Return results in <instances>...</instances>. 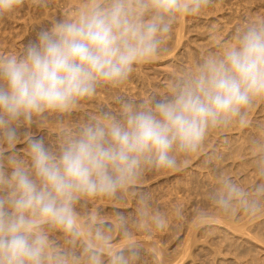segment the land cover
Returning <instances> with one entry per match:
<instances>
[{
	"label": "clouds",
	"instance_id": "clouds-1",
	"mask_svg": "<svg viewBox=\"0 0 264 264\" xmlns=\"http://www.w3.org/2000/svg\"><path fill=\"white\" fill-rule=\"evenodd\" d=\"M215 3L83 0L75 15L41 28L18 55H0V145L9 149L0 151V264H142L144 247L123 217L117 220L123 242L114 245L104 225L80 221L76 205L127 192L146 172L175 169L200 154L213 133L244 124L264 102V19L235 26L163 97L117 95L114 111L100 107L55 151L39 132L19 141L48 116L73 113L102 90L120 89L139 64L166 51L181 17H198ZM25 5L0 0V18ZM254 146L264 150V138ZM256 172L260 182L251 192L218 175L209 206L224 218L264 213V151ZM149 200L147 193L139 197V225L162 231L167 217ZM51 230L73 244L82 236L89 242H81L80 254L61 250Z\"/></svg>",
	"mask_w": 264,
	"mask_h": 264
},
{
	"label": "rangeland",
	"instance_id": "rangeland-1",
	"mask_svg": "<svg viewBox=\"0 0 264 264\" xmlns=\"http://www.w3.org/2000/svg\"><path fill=\"white\" fill-rule=\"evenodd\" d=\"M82 3L83 0H48L46 6L40 7L35 0H26L21 11L0 18V55H18L35 39L37 31L75 15ZM251 19H264V0H216L214 8L198 17H181L166 41V51L139 64L124 86L102 90L73 113L48 116L37 124L35 132L29 127L19 143L39 132L55 151L64 135L75 133L100 107L114 111L117 95L137 101L153 95L163 97L174 79L215 50L235 26ZM261 138L264 102L251 109L244 124L213 133L200 154L183 160L177 168L146 172L138 184L113 198L82 199L76 212L83 224L104 225L114 245L123 242V232L117 224L123 217L125 229L144 247L142 264H264V213L224 218L208 204V194L218 175L226 174L253 191L260 182L256 165L264 151L254 146V141ZM8 150L0 145V151ZM145 193L150 197V207L167 217L162 231L145 230L139 225L138 201ZM85 237L73 244L63 232L49 231L54 246L76 254L82 251L81 242H89ZM180 255L182 259H178Z\"/></svg>",
	"mask_w": 264,
	"mask_h": 264
},
{
	"label": "bare ground",
	"instance_id": "bare-ground-1",
	"mask_svg": "<svg viewBox=\"0 0 264 264\" xmlns=\"http://www.w3.org/2000/svg\"><path fill=\"white\" fill-rule=\"evenodd\" d=\"M93 209V208H92ZM93 211H95V210H93ZM79 212V211H78ZM91 212V211H90ZM96 213V212H95ZM93 214V213H92ZM91 218H92V215H91ZM96 218V217H95ZM94 220V219H93ZM91 221V220H90ZM84 223V222H83ZM91 223V222H90ZM83 238H86L85 236H83ZM84 240H86V239H84ZM65 246H68V245H66L65 244ZM62 247H64V246H62ZM70 247V246H69ZM65 249H67V248H65ZM158 253V252H157ZM157 253H156V255H157ZM186 253V252H185ZM181 254H183V255H185L184 253H181ZM184 257V256H183ZM157 258V257H156ZM182 259V255H180L179 257H178V259ZM178 259H176V260H178ZM183 261V260H182ZM176 262V261H175ZM178 262H179V260H178ZM177 263V262H176ZM175 263V264H176Z\"/></svg>",
	"mask_w": 264,
	"mask_h": 264
}]
</instances>
